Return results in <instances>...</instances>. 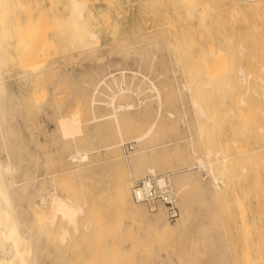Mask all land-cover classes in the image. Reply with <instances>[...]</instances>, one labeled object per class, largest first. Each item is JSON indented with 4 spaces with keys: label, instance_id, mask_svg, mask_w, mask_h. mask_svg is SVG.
I'll return each mask as SVG.
<instances>
[{
    "label": "rangeland",
    "instance_id": "rangeland-1",
    "mask_svg": "<svg viewBox=\"0 0 264 264\" xmlns=\"http://www.w3.org/2000/svg\"><path fill=\"white\" fill-rule=\"evenodd\" d=\"M80 1L84 15L75 24L68 19L72 0L5 2L10 54L1 72L11 89L2 100L8 111L13 109L9 114L14 117L7 112L5 122L14 123L15 132H0L5 140H0V160L10 161L3 170L9 177L5 183L15 190L19 214L31 203L43 206L40 196L55 192L81 203L79 220L92 222L90 230L72 232L61 245L55 231L39 226L38 209L30 205L31 214L25 209L29 216L20 214L28 218L24 221L35 215L30 229H36V237L24 228L30 221L22 229L24 239H37V247L26 239L30 264H247L248 249L247 255L261 256L259 264H264V0ZM91 30L95 40L87 36ZM104 76L113 87L129 84L134 92L117 103L135 105L122 115L124 143L106 150L103 144L117 142L120 135L111 117L92 120L90 104L93 86ZM151 81L162 94L159 116ZM105 83L97 95L98 115L111 111L106 102L117 89ZM61 116H78L81 135L63 137ZM154 121L153 132L137 141ZM92 144L102 146L89 160L70 159L76 147L91 151ZM130 156L139 163H131ZM197 157L205 165L199 166ZM10 163L14 169H8ZM150 164L159 174L173 175L177 219H169L162 207L133 200V177L150 174L144 173ZM27 170L32 174L23 173ZM125 179L130 203L142 209L139 217L111 210L119 181ZM23 183L31 190L35 186L31 201L21 196L25 190L19 192Z\"/></svg>",
    "mask_w": 264,
    "mask_h": 264
},
{
    "label": "bare ground",
    "instance_id": "bare-ground-1",
    "mask_svg": "<svg viewBox=\"0 0 264 264\" xmlns=\"http://www.w3.org/2000/svg\"><path fill=\"white\" fill-rule=\"evenodd\" d=\"M83 1V0H82ZM187 1V0H186ZM191 0H189V2H190ZM194 0H192L191 2H193ZM6 0H0V105H1V107H0V132L1 133H3V132H8V134L9 135H12L13 133H15V132H13V125H14V123H13V121L12 120H10V121H12V123H13V125L12 124H9V123H6L5 121H6V119H7V115H6V113L8 112V114H9V112L11 113V110H13V109H9V111L7 110V108L8 107H4V105H3V103H5V102H3V100H2V95H3V93L5 94V92H7V91H9L11 88H10V84H8V82H10V81H8L7 80V78L4 80V76H3V74L2 73H4L3 71L1 72V67L4 65V64H6V62H7V57H8V55L10 54V51L7 49V45H6V41H7V38H6V34H5V30L7 29V24H8V14L4 11L5 10V6H6ZM88 8V7H87ZM84 15V3L83 2H81L80 0H72V11H71V14H70V16H69V21H71L72 22V24H75V23H79L80 21H81V18H82V16ZM257 15V14H256ZM262 15H264V14H262ZM261 17V16H260ZM263 20V19H262ZM67 22V21H66ZM251 22H253V21H251ZM68 23V22H67ZM252 25H253V23H251ZM251 25V26H252ZM255 25V24H254ZM257 25V24H256ZM254 27H256V26H254ZM253 27V28H254ZM259 28V27H258ZM257 30V29H256ZM253 33H255V30H254V32ZM258 32L256 31V34H257ZM88 38L90 37L91 39H96V36H97V33H95L94 31H90L89 33H88ZM255 37V36H254ZM256 37H257V35H256ZM94 39V40H95ZM120 39V38H119ZM252 39H255V38H252ZM257 39V38H256ZM87 40H89V39H87ZM90 45V44H89ZM211 48V47H210ZM213 50H214V47H213ZM216 50V49H215ZM8 51H9V53H8ZM208 51H211V50H208ZM218 51V50H217ZM220 51V50H219ZM218 51V52H219ZM211 53V52H210ZM217 53V52H216ZM213 56H214V54H213ZM214 61V60H213ZM218 62H223V60L222 61H218ZM10 68V67H9ZM223 69V68H222ZM224 69H226V68H224ZM5 70H8V69H5ZM228 70V69H227ZM9 71V70H8ZM11 71V70H10ZM32 71V70H31ZM34 71V70H33ZM133 72V71H132ZM222 72V71H221ZM113 73V72H112ZM120 73H121V71H120ZM220 73V72H219ZM5 74V73H4ZM7 74V73H6ZM31 74V73H30ZM111 74V73H110ZM110 74H109V76H110ZM122 74L123 75H125V71H123L122 70ZM117 75V74H116ZM121 75V74H120ZM119 75V76H120ZM134 75H136V73L135 72H133V76ZM218 75V74H217ZM10 76V75H9ZM31 76V75H30ZM106 76H107V73H106ZM112 77L111 78H113V80H118V83H116V84H121V83H119V79H117V77L115 76V74H112L111 75ZM132 76V77H133ZM105 77V76H104ZM104 77H102L101 79H100V81H101V83H100V81H97V83L93 86V89H92V91H91V94H90V104L92 105L91 107V113H92V115H93V117H92V120H94V121H100V120H103L104 121V119H108V117H111L112 118V120L114 121V125H115V129H116V131H117V133L120 135V138H119V140L117 141V142H107L106 144H103L104 146V149L106 150V149H115V147H118V146H122V144L124 143V141H125V138H124V136H123V134H124V128H123V114H125V113H128V112H130V110H132L134 107H135V105H134V103L133 102H130V101H127V102H125V103H117V99L118 98H120V97H124V96H126L129 92H134V90H132V89H130V87L128 86V85H125V83L123 82V84H124V86L123 87H121L120 85H115L114 87L112 86V84L111 83H109L108 82V84H109V87H110V85H111V87H113V88H115L116 86H117V89L115 88L114 90L113 89H111V90H113V95L111 94V99L110 100H108L107 102H106V104H108V106L111 108V111L109 112V113H107L109 116H106L107 114H105V113H103V115H98L97 114V112H96V106H97V104H99L100 106H101V103L99 102L100 100V98H98L97 97V95L98 94H100L101 92H102V90H101V84L103 83H105L106 82V77L104 78ZM146 77V76H145ZM223 77V76H222ZM110 78V79H111ZM214 78H215V76H214ZM108 79V78H107ZM218 79V78H217ZM216 79V80H217ZM223 79V78H222ZM6 80L8 81V82H6ZM108 81V80H107ZM112 80H110V82H111ZM117 82V81H116ZM222 82V81H221ZM108 84H106L105 83V85H107L108 86ZM127 84V83H126ZM234 84V83H233ZM12 86V85H11ZM149 87H150V89L151 90H154L155 92H156V98L158 99V110H157V116H159L160 114H161V109H162V94H161V91L159 90V88L157 87V85H156V83L155 82H153V81H151V84L149 85ZM132 88V87H131ZM139 88V87H138ZM102 89H104V88H102ZM136 89V88H135ZM137 91L139 90V89H136ZM241 90V89H240ZM12 91V90H11ZM136 91V92H137ZM12 92H14V91H12ZM12 92H11V94H12ZM16 92V91H15ZM112 93V92H111ZM138 93V92H137ZM7 94H8V92H7ZM6 94V95H7ZM14 94V93H13ZM17 94V93H16ZM110 94V93H109ZM240 94V93H239ZM8 96V95H7ZM10 96V95H9ZM12 97H13V95H11ZM14 96H16V95H14ZM17 98H19L18 96H16ZM108 97H109V95H108ZM11 98V97H10ZM6 99H8L7 97H6ZM6 99H5V101H6ZM12 99V98H11ZM106 99V98H105ZM231 99V98H230ZM250 99V98H249ZM9 100V99H8ZM14 100V99H13ZM99 100V101H98ZM104 101V100H103ZM8 102H10L11 104H12V102L9 100ZM142 100H140V102L139 103H141L142 104ZM235 102V101H234ZM6 103H7V101H6ZM7 104H9V103H7ZM14 104V103H13ZM13 104H12V106H13ZM195 104H197V103H195ZM6 105V104H5ZM99 105H98V107H99ZM199 105V104H198ZM9 106V105H8ZM11 106V105H10ZM9 106V107H10ZM11 106V107H12ZM10 107V108H11ZM200 107V106H199ZM251 107V106H250ZM14 108V107H13ZM102 108H104V107H102ZM106 108V107H105ZM99 109V108H98ZM241 109V108H240ZM240 109H239V111H240ZM248 109V108H247ZM242 110V109H241ZM200 112H202L203 114H204V110L203 109H201L200 108V110H199ZM235 111H236V109H235ZM243 111V110H242ZM263 112V111H262ZM261 112V113H262ZM264 114V113H263ZM9 115H11V114H9ZM13 115V114H12ZM12 115H11V117H12ZM102 116V117H101ZM13 117H14V115H13ZM240 117V116H239ZM9 118V117H8ZM251 118V117H250ZM250 118L248 119V121L250 120ZM2 120H4V121H2ZM245 120H247V119H245ZM8 121V120H7ZM89 121V120H88ZM88 121H87V123H88ZM15 122V121H14ZM90 122V121H89ZM93 122V121H92ZM253 122V121H252ZM58 123H59V130H61L60 132L62 133V136L63 137H65V136H72V137H76V135L78 134H80L83 130H82V128H83V123H82V121L80 120V118L77 116H61L60 118H59V120H58ZM91 123V122H90ZM89 123V124H90ZM97 122H95V124H96ZM155 124H156V122L154 121L153 122V124L144 132V133H142L141 135H138V136H136V140L137 141H141V140H143V139H145L147 136H149L152 132H153V130H154V128H155ZM12 125V126H11ZM91 125H92V123H91ZM97 125H99V124H97ZM96 125V126H97ZM13 127V128H12ZM15 130V129H14ZM17 131H18V129H17ZM16 131V132H17ZM7 134V133H6ZM19 134V133H18ZM100 134H102V133H100ZM16 135V134H15ZM81 135V134H80ZM99 135V134H98ZM1 136V135H0ZM2 136H4V135H2ZM6 136V135H5ZM18 136V135H17ZM103 136V135H102ZM19 137V136H18ZM95 138V137H94ZM102 138V137H101ZM100 138V136L99 137H97V139L99 140V139H101ZM4 138H2V139H0V140H3ZM7 139V138H6ZM14 139H17V142L16 143H19L20 141H18L19 140V138H14ZM89 139V138H88ZM8 140L9 139H7V142H8ZM13 140V139H12ZM3 141H5V140H3ZM9 141H11V139L9 140ZM91 141V140H90ZM2 142V141H1ZM0 142V143H1ZM97 142H99V141H97ZM6 143V142H5ZM11 143H13V142H11ZM15 143V144H16ZM7 144H9V143H7ZM94 144V143H93ZM93 144H92V149H91V151L90 150H88V149H84V148H78V147H74L75 148V150H74V152H71L70 154H71V156H70V159H71V157H72V159H74V158H77V159H75V160H78L79 159V161H85V159L87 160L88 159V157H89V154L90 153H93V150L95 151L96 149H97V151H98V148L100 147V146H102V145H95L94 147H93ZM4 145V142H3V144L1 143V146H3ZM166 145V144H165ZM5 146H6V144H5ZM10 145H7V147H9ZM16 147H17V144L15 145ZM19 146V145H18ZM24 146V145H23ZM91 146V145H90ZM99 146V147H98ZM20 147V146H19ZM6 148V147H5ZM4 148V149H5ZM13 148V147H12ZM22 148V147H21ZM91 148V147H90ZM11 149V148H10ZM9 149V150H10ZM14 149V148H13ZM13 149H11V151L13 150ZM15 149H17V148H15ZM14 149V150H15ZM100 149V148H99ZM6 150H8V148L6 149ZM118 150V149H117ZM141 150V149H140ZM139 149H138V151L137 150H135L136 152H135V154H140L141 153V151H140ZM13 152H15V151H12V153ZM134 152V151H133ZM9 153H11V152H9ZM24 153V152H23ZM210 153V152H209ZM220 153V152H219ZM19 154V153H18ZM17 153H16V155H18ZM28 154V153H27ZM245 154V153H244ZM15 155V156H16ZM20 155V154H19ZM19 155H18V159H19ZM133 155V157L135 156V157H137V155H134V153L132 154ZM10 155H8V157H9ZM14 156V157H15ZM118 156V155H117ZM29 156H27V158H28ZM116 157V156H115ZM115 157H113V160H114V158ZM125 157H127V156H125ZM131 157L132 156H130V157H128L129 159H130V161H131V163H133V161H135L133 158H132V160H131ZM138 158V157H137ZM2 159V158H1ZM20 159H21V157H20ZM20 159H19V161H20ZM71 159V160H72ZM122 159V158H121ZM124 159V158H123ZM129 159H127L128 161H129ZM8 160V158L6 159V161ZM26 160V159H25ZM89 160V159H88ZM116 160V159H115ZM120 160V159H119ZM118 160V161H119ZM137 160V159H136ZM216 160V159H215ZM220 159H218V161H219ZM5 161V162H6ZM83 161V162H84ZM126 161V160H125ZM138 161V160H137ZM137 161H135V163H137ZM196 161L199 163V166L201 165H205V162L203 161V159L201 158V157H197L196 158ZM195 161V162H196ZM213 161V160H212ZM217 161V160H216ZM8 162H10L9 160H8ZM8 162H6V163H8ZM14 162V161H13ZM16 162V161H15ZM89 162V161H88ZM93 162V161H92ZM4 163V162H3ZM2 163V161L0 160V264H30V262L32 261V259H31V261L29 262V255L32 253V252H29V248H28V246H27V243H26V239H29V238H26V239H24V232H22V229H24V228H26L25 230H27V231H29L30 232V225H32V223H33V221H34V219H35V215H34V218H33V216H32V218H33V220L32 219H29V221H30V223L31 224H29V230L27 229V227H24L23 228V226H28L27 224H26V222H29V221H24V220H28V218L27 219H25V216H24V219L20 216V214L22 213V212H26L27 211V209L28 208H30L29 209V212H30V210L32 209L31 207L33 206V204L31 203V204H29V207H28V205L26 206L27 207V209L25 208V206H23L24 208L22 209V210H24V211H20V214L17 212V209L19 208V206H16V204L19 202V201H16L18 198H16V193H15V190H10L11 189V187L9 188L8 186H7V184L5 183V180H4V178H8V180H9V177L8 176H6V175H4L3 174V170H4V168L6 167L5 165H6V163L5 164H3ZM17 163V162H16ZM119 163V162H118ZM139 163V162H138ZM137 163V164H138ZM209 164H212L213 162H208ZM214 163H215V161H214ZM14 164V163H13ZM11 165V163L10 164H8L9 166H8V169L10 168V165L11 166H13V168H10V169H14L15 168V165ZM101 164V163H100ZM127 164V163H126ZM129 164V163H128ZM142 164V163H141ZM18 165H19V163H18ZM131 165V164H130ZM253 165V164H252ZM20 166V165H19ZM134 164L132 165V168H134ZM93 167V166H92ZM128 167V166H127ZM129 167H131V166H129ZM128 167V168H129ZM141 167H143V166H141ZM257 167V166H256ZM19 168V167H18ZM89 168H91V167H89ZM137 168H138V166L137 167H135V169L137 170ZM139 169H141L140 168V166H139ZM79 170V169H78ZM131 170V169H130ZM142 170V169H141ZM9 171V170H8ZM31 170H27V171H22L23 173H25L26 172V174L28 173L29 175L30 174H32L31 172H30ZM132 172H133V170H131ZM140 171V170H139ZM150 173V174H147V175H155V176H157V181H158V183H159V185L160 186H164L165 185V183H166V179H167V176H166V174H159L158 172H157V169H156V167H155V164H153V165H149L148 167H147V169L145 170L144 169V173ZM175 171V170H174ZM174 171H172L173 173H174ZM177 171V170H176ZM22 172H20V173H22ZM80 172V171H79ZM5 173V172H4ZM130 173V175L131 174H133V173H131V172H129ZM137 173V172H136ZM143 173V172H142ZM158 173V174H157ZM25 174V175H26ZM261 174V173H260ZM8 175H10V174H8ZM21 175L22 174H20V176L19 177H21ZM24 175V174H23ZM24 175V176H25ZM28 175V176H29ZM141 175V174H140ZM172 175V173L170 174V172H169V176L172 178L173 177V175ZM6 176V177H5ZM13 176V175H12ZM27 176V177H28ZM146 176V175H145ZM15 177H17V176H15ZM26 177V176H25ZM24 177V178H25ZM30 177V176H29ZM28 177V178H29ZM32 177V176H31ZM22 178H23V176H22ZM24 178H23V180H24ZM15 179V178H14ZM17 179V178H16ZM31 179V178H30ZM29 179V180H30ZM215 179V178H214ZM13 180V179H12ZM25 180H26V178H25ZM24 180V181H25ZM126 180V179H125ZM135 179H134V177H133V180H132V183H133V181H134ZM172 180L174 181V179L172 178ZM16 181V180H15ZM18 181V180H17ZM19 181H20V179H19ZM18 181V182H19ZM22 181V180H21ZM23 181V182H24ZM28 180H26V182H27ZM216 180H214V182H215ZM14 182V181H13ZM25 182V183H26ZM29 182V181H28ZM30 182H31V180H30ZM29 182V183H30ZM128 180H126V181H124V180H120L119 181V184H118V188H117V190H116V192H115V199L116 200H114L113 202L115 203H113V204H111L112 206H111V210L113 211V212H117V209H118V211H123V212H125V211H127V213L128 214H131L132 213V215H133V213L135 214V213H137V214H135V215H137L138 217L139 216H141L139 213H141L142 211V209L140 210V208L139 207H135L134 205H132L131 203H130V200H129V188H128ZM217 182V181H216ZM9 183V182H8ZM17 183V182H16ZM32 183V182H31ZM15 184V183H14ZM103 184V183H102ZM11 185H12V183H11ZM19 185V184H18ZM22 184H20L19 185V187H21V191L19 190V192H22L23 190H25V192L24 193H20L21 194V196L23 195V197H25L28 201H31L32 200V197H33V192L32 191H34V190H36V189H34L35 188V186H34V190L32 189H29L27 186H24V183H23V187L24 188H26V189H24V188H22V186H21ZM26 185H28V183L26 184ZM32 185V184H31ZM100 186V185H99ZM18 187V186H17ZM99 190H100V188H99ZM48 191V190H47ZM34 192H36V191H34ZM104 192V191H103ZM132 192V191H131ZM177 192H178V190H177ZM47 193V192H46ZM20 194H18L17 193V197H18V195H20ZM36 194H37V192H36ZM40 194V193H39ZM21 196H19L20 198V200H21ZM42 196H44L43 194L40 196L41 197V204L43 205V206H36V200H33L34 202H35V207L38 209V215H37V220L39 221V223H40V225L39 226H41V227H43L44 229V231L46 232V231H49V229H52V232L53 231H55V233L57 234V237H54V235L55 234H53V237L54 238H57L56 239V241H58V243H60L61 245L63 244L64 245V243L67 241V239H68V237L69 236H71V235H73V234H71L72 232L74 233H78V232H80L81 231V229H83L84 230V228H87L88 230H90L89 228H91V224H92V222L91 221H85V222H83V223H81V220H79L80 218V215H82V214H80V213H82V211L84 210V207L82 206V204L81 203H78V202H76L75 200H74V198L73 199H70V197L68 198L67 196V198H65L64 196H62L61 197V195H58L57 193H51V196H47V198H45V197H42ZM264 196V195H263ZM36 197L38 198V195H36ZM39 197V198H40ZM25 198H24V202L26 201L25 200ZM134 200V199H133ZM28 201H26V202H28ZM116 201V202H115ZM135 201V200H134ZM17 202V203H16ZM87 202V201H86ZM135 202H137V201H135ZM84 203V202H83ZM139 203V205H140V203L141 204H143L144 205V202H138ZM263 203V202H262ZM19 204H23V203H19ZM146 204V203H145ZM18 205V204H17ZM20 205V206H21ZM30 205H32L31 207H30ZM38 205V204H37ZM33 206V207H34ZM22 207V206H21ZM34 207V208H35ZM47 208L46 210L44 209V208ZM119 207V208H118ZM17 208V209H16ZM35 208V209H36ZM160 208V207H159ZM21 209V208H20ZM25 209H26V211H25ZM161 210V209H160ZM33 212V211H32ZM32 212H30V214L32 213ZM28 213V212H27ZM85 213V212H84ZM126 213V212H125ZM158 213V212H157ZM30 214H26L25 213V215L26 216H29ZM142 214V213H141ZM22 215H23V213H22ZM157 215V214H156ZM58 216H59V218H58ZM57 218L58 219H60V221L58 220L57 221ZM136 218V217H135ZM141 218V217H140ZM140 218H137V219H140ZM32 220V221H31ZM62 220H63V222H62ZM141 221V220H140ZM260 221H261V219H260ZM35 222H36V220H35ZM142 222V221H141ZM163 223V222H162ZM34 224V223H33ZM37 224H38V222H37ZM33 226V225H32ZM38 226V225H37ZM261 226V225H260ZM33 228V227H32ZM34 228H37V227H34ZM47 229V230H46ZM53 229H56V230H53ZM34 230V229H33ZM39 230V229H38ZM37 230V231H38ZM57 230H58V232H57ZM27 231L25 232V236L27 235L26 233H27ZM35 232H36V229L34 230ZM34 231L32 232V230H31V232H32V234H31V232H30V236L31 237H36L35 236V234H34ZM42 231V230H41ZM43 231V232H44ZM87 231V230H86ZM28 232V233H29ZM44 232V233H45ZM261 232V231H260ZM39 233V232H38ZM37 233V234H38ZM49 233V232H48ZM46 235H47V233H45ZM80 234V233H79ZM250 234V233H249ZM29 235V234H28ZM40 235V234H39ZM38 235V240H40V241H38V243H40L41 242V238H39L40 236ZM50 235V234H49ZM75 235V234H74ZM30 236H26V237H30ZM43 235H41V237H42ZM48 236V235H47ZM251 236H253V235H251ZM33 237V238H34ZM73 237V236H72ZM32 238V239H33ZM70 238V237H69ZM36 240L37 239H35L34 241H35V243L33 244L32 242H34V241H32L31 239H29V243L31 244H33L34 246H36L37 247V245H35L36 244ZM32 241V242H31ZM43 241V240H42ZM44 241H45V238H44ZM43 241V242H44ZM45 243V242H44ZM31 244V245H32ZM43 244V243H42ZM41 244V246L43 247V245ZM59 244V245H60ZM31 245H29V246H31ZM32 245V246H33ZM60 245V246H61ZM75 245V244H74ZM35 247V248H36ZM38 247H40V245H38ZM42 247H40V248H42ZM43 249V248H42ZM30 250H31V247H30ZM104 250H105V248H104ZM34 252V251H33ZM43 252V251H42ZM247 253H249V249H248V251H247ZM247 253H246V251H245V254H246V256H248V257H246L245 258V260L247 261V264H259V260H261V256H258L259 258H255L254 260H253V258H251L250 257V254H248L247 255ZM258 253V252H257ZM29 254V255H28ZM69 254H70V252H69ZM31 256V255H30ZM256 256V257H257ZM33 257V256H32ZM35 260V259H34ZM263 261V260H262ZM254 262V263H253ZM34 263V262H33ZM38 264V263H37ZM67 264H71V263H67Z\"/></svg>",
    "mask_w": 264,
    "mask_h": 264
},
{
    "label": "built area",
    "instance_id": "built-area-1",
    "mask_svg": "<svg viewBox=\"0 0 264 264\" xmlns=\"http://www.w3.org/2000/svg\"><path fill=\"white\" fill-rule=\"evenodd\" d=\"M166 176L164 186L159 185L155 175L137 178L132 183L131 193L135 201L144 202L153 209L162 207L166 216L174 220L180 215L179 196L172 178L169 174Z\"/></svg>",
    "mask_w": 264,
    "mask_h": 264
}]
</instances>
